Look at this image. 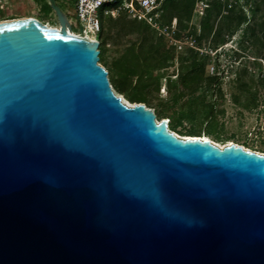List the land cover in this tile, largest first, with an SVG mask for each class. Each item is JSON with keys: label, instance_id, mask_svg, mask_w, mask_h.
<instances>
[{"label": "water", "instance_id": "1", "mask_svg": "<svg viewBox=\"0 0 264 264\" xmlns=\"http://www.w3.org/2000/svg\"><path fill=\"white\" fill-rule=\"evenodd\" d=\"M48 3L0 20V264H264V153L124 100Z\"/></svg>", "mask_w": 264, "mask_h": 264}, {"label": "trees", "instance_id": "2", "mask_svg": "<svg viewBox=\"0 0 264 264\" xmlns=\"http://www.w3.org/2000/svg\"><path fill=\"white\" fill-rule=\"evenodd\" d=\"M56 1V0H55ZM236 0L231 8H225L221 4H213L205 8L199 21V30L195 31L200 41H209L215 48L224 44L231 36L240 33L238 42L242 49H246L244 42L252 37V41H262L264 47V0H247L245 4L250 8V16L244 9V5ZM196 0H164L163 11L166 19L176 16L180 27L187 26L193 18ZM252 3V4H250ZM11 18V17H7ZM112 29L119 39L128 34H134L133 42L124 47L121 55L113 62L111 71L114 73V87L118 93L124 94L130 102H142L152 107V102L147 97L149 89H159L161 80L166 77V87L169 92L167 101L177 103L187 96L200 92L199 104L192 107L182 106L177 115L172 116L169 128L174 131L175 127L182 121L193 122L197 117L213 119L216 112L212 104H208V96L215 93L220 94L221 88L218 75L204 73L202 60L191 57L181 61L178 67L176 79H171L166 73L153 74L155 70L167 69L175 64V54L168 44L158 38L155 32L146 24L129 17L125 12L116 18H110ZM106 18H101V29L97 36L99 41V56L106 50L109 36L105 33ZM256 65V64H255ZM105 66V65H104ZM107 73L109 70L107 69ZM248 75L246 67L237 72L236 79ZM264 87V80L259 79ZM111 83V80H110ZM241 87L249 89V80L241 82ZM237 101V97L233 96ZM252 102L256 101V94H252ZM164 109H169L165 106ZM207 134L213 133L211 128ZM187 136H200L190 130Z\"/></svg>", "mask_w": 264, "mask_h": 264}, {"label": "rangeland", "instance_id": "3", "mask_svg": "<svg viewBox=\"0 0 264 264\" xmlns=\"http://www.w3.org/2000/svg\"><path fill=\"white\" fill-rule=\"evenodd\" d=\"M246 1L247 0H240L239 2L244 5L247 15L250 16L251 7L245 4ZM56 3L69 18L74 17V2L72 0H56ZM218 3L221 4L223 9L231 8L235 5L236 0H212L211 5ZM18 16H31L39 19L47 25H58L56 16L50 7L48 0L0 1V20L6 19L7 17ZM192 20L193 22L198 23L200 17L198 15L194 16L193 14ZM105 33L109 38L106 50L102 56H99L98 63L106 70H109L107 77L109 82L111 80L110 85L114 92L122 96L124 100L128 101L124 94L118 93L115 89L113 81L115 75L111 71V67L113 62L121 55L124 47L133 42L135 35L128 34L124 38L119 39L112 29L111 19L106 20ZM239 35L240 33L237 32L226 41V45H224L223 49L220 51L223 55H219L218 57L215 56V60L211 54L202 58L205 65V74L210 72L211 65H218L215 67L214 74L220 77L218 82L220 83L221 93H215L212 96H208V104L213 103L212 106L216 112V116L211 120L200 116L193 122L182 121L175 127L174 132L178 135H183L188 134L190 130H194L195 134L207 136L211 141L219 144L224 145L234 142L247 149L264 153V87L259 81V79L264 80V47L262 46V41L254 42L251 39L252 37H249L247 38V41L244 42L246 49H242L238 42ZM201 42L212 48L209 41L202 40ZM231 47H236L240 52H227L226 50H229ZM226 52L229 53L230 56H236L237 61L230 63V59L226 55ZM191 57H194L191 53L181 55L173 66H170L167 69L155 70L153 71V74H177L181 61L188 60ZM217 58H219V60H217ZM244 67L247 68L248 75L237 80V72ZM171 79L174 80L176 78L172 77ZM247 79L249 80L250 86L249 89H244L241 87V82ZM254 93L256 94L255 103L251 100L252 94ZM168 96L169 92L166 87V80L163 78L158 90L151 88L147 93V97L152 102V107L150 108L154 110L158 120L165 118L172 121V116L177 115L182 106L187 107L189 104L192 107L198 106L200 92H196L192 96H187L177 103L167 101ZM233 96L237 97V101L233 100ZM165 106H169V109H164ZM208 128H211L213 133L207 134L206 131Z\"/></svg>", "mask_w": 264, "mask_h": 264}, {"label": "built area", "instance_id": "4", "mask_svg": "<svg viewBox=\"0 0 264 264\" xmlns=\"http://www.w3.org/2000/svg\"><path fill=\"white\" fill-rule=\"evenodd\" d=\"M3 1V0H0ZM74 2L73 18H69L71 23V32L77 35H83L89 39L98 40L97 35L101 29V18H116L120 13L125 12L129 17L140 21L149 26L156 36L164 40L175 54V62L181 55L191 53L196 58H205L211 54L212 57L223 55L220 51L223 45L211 48L201 42L195 31L199 30V22L193 20L184 27H180L178 18L172 16L166 19L163 11L164 0H72ZM212 0H196L194 7V16L201 17L205 8H208ZM101 10V13H100ZM228 51L240 52L236 47H231ZM226 52V53H227ZM181 54V55H177ZM225 55V54H224ZM230 63L237 61L236 56L226 54ZM232 58V59H231ZM219 60V58H217ZM202 66L204 62L202 60ZM210 66L208 74L213 75L215 67ZM170 78H176L177 74H168ZM166 77H163L165 79Z\"/></svg>", "mask_w": 264, "mask_h": 264}, {"label": "bare ground", "instance_id": "5", "mask_svg": "<svg viewBox=\"0 0 264 264\" xmlns=\"http://www.w3.org/2000/svg\"><path fill=\"white\" fill-rule=\"evenodd\" d=\"M55 27H57V28H59V25H56ZM177 134V133H176ZM178 135V134H177ZM178 136H187V135H178ZM200 137H202V136H200ZM204 137H207V136H204ZM211 140V139H210ZM212 142H214V141H212ZM215 144H217L218 146H223V144H219V143H216V142H214ZM244 148H246V147H244ZM247 149V148H246Z\"/></svg>", "mask_w": 264, "mask_h": 264}]
</instances>
